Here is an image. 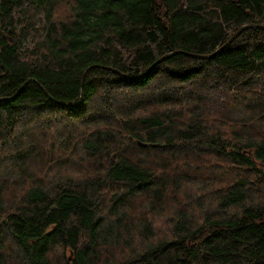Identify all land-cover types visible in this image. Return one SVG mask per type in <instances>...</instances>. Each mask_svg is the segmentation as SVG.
<instances>
[{"label":"trees","instance_id":"trees-1","mask_svg":"<svg viewBox=\"0 0 264 264\" xmlns=\"http://www.w3.org/2000/svg\"><path fill=\"white\" fill-rule=\"evenodd\" d=\"M250 23L264 0H0V264H264V29L223 46Z\"/></svg>","mask_w":264,"mask_h":264},{"label":"water","instance_id":"water-1","mask_svg":"<svg viewBox=\"0 0 264 264\" xmlns=\"http://www.w3.org/2000/svg\"><path fill=\"white\" fill-rule=\"evenodd\" d=\"M249 26H256V27H259V28H262L264 29V25H259V24H254V23H250V24H245L243 26H241L239 29H237L231 36L230 38L225 42V45L229 44L243 29L249 27ZM179 52V51H178ZM176 53V52H175ZM188 55H191V56H194V57H202V58H207L209 57L210 55H198V54H191V53H187ZM169 56V54H166V55H163L161 56L156 62H160L161 60L167 58ZM155 62V63H156Z\"/></svg>","mask_w":264,"mask_h":264}]
</instances>
